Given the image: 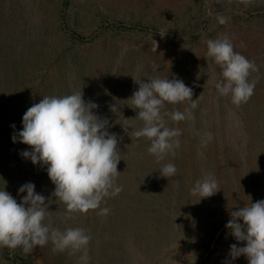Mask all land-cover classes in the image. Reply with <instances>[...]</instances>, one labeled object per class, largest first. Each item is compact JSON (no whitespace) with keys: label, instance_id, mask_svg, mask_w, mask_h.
Returning <instances> with one entry per match:
<instances>
[{"label":"rangeland","instance_id":"1","mask_svg":"<svg viewBox=\"0 0 264 264\" xmlns=\"http://www.w3.org/2000/svg\"><path fill=\"white\" fill-rule=\"evenodd\" d=\"M225 35L257 66L249 77L254 95L239 107L218 93L220 69L206 56V41ZM149 77L180 79L198 98L194 119L165 117L168 127L181 130V146L160 163L147 153L149 142L134 136L143 122L129 106L139 88L135 79ZM74 91L97 104L93 113L117 134L116 183L123 190L102 203L108 215L90 211L65 224L46 166L23 158L21 151L31 148L12 135L44 96ZM186 107L168 104L166 110ZM125 119L127 132L120 124ZM209 132L213 138L202 146ZM169 162L178 169L171 179L159 170ZM208 174L221 189L199 201L191 189ZM26 182L46 197L54 227H81L91 236L89 264L230 260V245L243 246L226 228L230 212L264 199V0L247 7L240 0H0V190L20 203ZM52 247L30 254L0 248V264H79V253H53ZM231 264L248 260L240 256Z\"/></svg>","mask_w":264,"mask_h":264},{"label":"clouds","instance_id":"2","mask_svg":"<svg viewBox=\"0 0 264 264\" xmlns=\"http://www.w3.org/2000/svg\"><path fill=\"white\" fill-rule=\"evenodd\" d=\"M253 0H240L246 7ZM221 24L227 23L218 16ZM164 33H161L163 35ZM206 56L212 58L220 69L221 79L215 88L221 96H230L237 107L247 103L254 95L255 81L250 74L257 66L234 46L227 35L208 39ZM196 54V53H195ZM138 90L130 98L129 106L137 110V116L143 126L134 132V136L149 142L147 153L154 156L158 163L169 156L175 157L180 148L181 130L167 126L165 117L174 123L194 119L193 109L197 107L193 100V89L180 80L149 77L147 81L137 80ZM185 103L190 105L184 111H167L166 105ZM98 105L86 102L82 91H74L64 96H44L39 103L27 109L22 118L23 128L14 132V143L21 142L31 150L21 151V156L30 159L33 164L46 166L47 174L55 185L54 196L59 204L65 206L63 222L75 219L76 215H86L96 211L100 216L109 214L110 209L101 207L107 198L118 196L123 186L117 185L120 175L118 164L121 160L118 150L117 134L108 131L109 120L101 119L93 113ZM112 111L116 112L114 106ZM124 131L131 126L127 119L120 123ZM15 129V125H11ZM202 146L212 140V134H206ZM161 176L171 179L178 169L174 163H164L159 169ZM221 188L211 175H205L195 182L191 195L200 199L214 195ZM22 195L18 203L7 190H0V248L21 249L30 254L40 246L51 243L53 253H79V264H89V244L91 236L81 227H54L46 205V197L35 190L33 182H26L19 190ZM227 222L236 241L230 245L224 264H231L240 256L246 257L248 264H264V199L252 202L230 212ZM45 221H48L47 223ZM242 221V222H241Z\"/></svg>","mask_w":264,"mask_h":264},{"label":"trees","instance_id":"3","mask_svg":"<svg viewBox=\"0 0 264 264\" xmlns=\"http://www.w3.org/2000/svg\"><path fill=\"white\" fill-rule=\"evenodd\" d=\"M134 27L137 26V24L133 25Z\"/></svg>","mask_w":264,"mask_h":264}]
</instances>
